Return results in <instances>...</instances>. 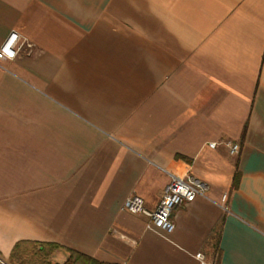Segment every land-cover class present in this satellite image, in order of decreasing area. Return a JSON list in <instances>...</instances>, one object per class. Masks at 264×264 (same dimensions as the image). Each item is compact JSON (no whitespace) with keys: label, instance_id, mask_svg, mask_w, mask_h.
Listing matches in <instances>:
<instances>
[{"label":"crops","instance_id":"0c3cea01","mask_svg":"<svg viewBox=\"0 0 264 264\" xmlns=\"http://www.w3.org/2000/svg\"><path fill=\"white\" fill-rule=\"evenodd\" d=\"M10 32L0 264L20 240L101 264H264V0H0V45ZM168 173L206 189L167 233L121 204L153 210Z\"/></svg>","mask_w":264,"mask_h":264},{"label":"built area","instance_id":"2783aa9c","mask_svg":"<svg viewBox=\"0 0 264 264\" xmlns=\"http://www.w3.org/2000/svg\"><path fill=\"white\" fill-rule=\"evenodd\" d=\"M13 36H15V39L11 40L10 38ZM23 40L24 39L16 32H10L0 45V60L14 58L16 52L20 49ZM9 43L11 46L9 47L8 52H5L3 49L4 47H7ZM9 52L12 54L9 55ZM208 145L209 147H214L215 143L211 142ZM226 145L228 146L231 154H235L238 151L239 145L237 143L227 142ZM168 174V183L153 210H147L143 206L142 198L137 195H130L126 197L121 204V209L127 212L147 216V226L152 225L167 233L171 232L174 227V223L170 218V214L173 209L179 206L182 202L191 201L196 195H202L206 189V186L201 181L190 177L187 174ZM222 198H225V194ZM194 257L197 260V264H209L201 252H196Z\"/></svg>","mask_w":264,"mask_h":264},{"label":"trees","instance_id":"16d2710c","mask_svg":"<svg viewBox=\"0 0 264 264\" xmlns=\"http://www.w3.org/2000/svg\"><path fill=\"white\" fill-rule=\"evenodd\" d=\"M57 249H63L67 253L63 264H101L87 255L56 243L27 240L16 241L12 245L6 264H56L51 261V257Z\"/></svg>","mask_w":264,"mask_h":264},{"label":"snow or ice","instance_id":"6c2138e0","mask_svg":"<svg viewBox=\"0 0 264 264\" xmlns=\"http://www.w3.org/2000/svg\"><path fill=\"white\" fill-rule=\"evenodd\" d=\"M10 39H11V40H14V39H15V36L11 37ZM10 46H11V45H10V43H9V45H8L7 47H4L3 50H4L5 52H8V49H9ZM11 54H12V53L9 52V55H11Z\"/></svg>","mask_w":264,"mask_h":264}]
</instances>
